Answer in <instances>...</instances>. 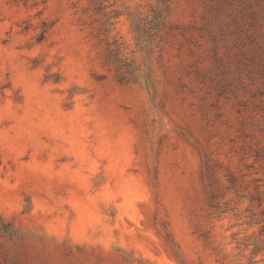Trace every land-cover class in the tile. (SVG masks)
Wrapping results in <instances>:
<instances>
[{"label":"rangeland","instance_id":"1","mask_svg":"<svg viewBox=\"0 0 264 264\" xmlns=\"http://www.w3.org/2000/svg\"><path fill=\"white\" fill-rule=\"evenodd\" d=\"M0 264H264V0H0Z\"/></svg>","mask_w":264,"mask_h":264}]
</instances>
